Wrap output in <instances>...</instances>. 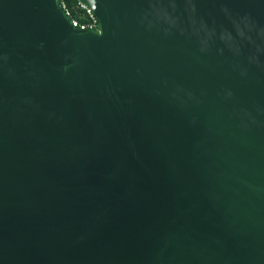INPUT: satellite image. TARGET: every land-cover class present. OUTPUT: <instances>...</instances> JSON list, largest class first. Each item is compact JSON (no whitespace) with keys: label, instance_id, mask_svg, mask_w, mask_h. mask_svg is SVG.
<instances>
[{"label":"water","instance_id":"water-1","mask_svg":"<svg viewBox=\"0 0 264 264\" xmlns=\"http://www.w3.org/2000/svg\"><path fill=\"white\" fill-rule=\"evenodd\" d=\"M0 0V264H264V0Z\"/></svg>","mask_w":264,"mask_h":264},{"label":"built area","instance_id":"built-area-1","mask_svg":"<svg viewBox=\"0 0 264 264\" xmlns=\"http://www.w3.org/2000/svg\"><path fill=\"white\" fill-rule=\"evenodd\" d=\"M56 1L61 12L73 28L100 33L99 21L84 0H74L73 4L66 2V0Z\"/></svg>","mask_w":264,"mask_h":264},{"label":"trees","instance_id":"trees-1","mask_svg":"<svg viewBox=\"0 0 264 264\" xmlns=\"http://www.w3.org/2000/svg\"><path fill=\"white\" fill-rule=\"evenodd\" d=\"M66 2L73 4L74 0H66Z\"/></svg>","mask_w":264,"mask_h":264}]
</instances>
